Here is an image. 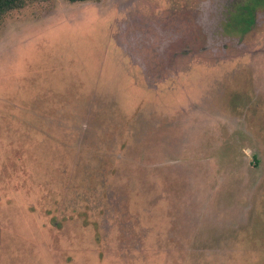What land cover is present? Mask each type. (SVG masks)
Instances as JSON below:
<instances>
[{"label": "rangeland", "instance_id": "1", "mask_svg": "<svg viewBox=\"0 0 264 264\" xmlns=\"http://www.w3.org/2000/svg\"><path fill=\"white\" fill-rule=\"evenodd\" d=\"M196 3L0 22V264H264V18Z\"/></svg>", "mask_w": 264, "mask_h": 264}, {"label": "flooded vegetation", "instance_id": "2", "mask_svg": "<svg viewBox=\"0 0 264 264\" xmlns=\"http://www.w3.org/2000/svg\"><path fill=\"white\" fill-rule=\"evenodd\" d=\"M216 1L218 2L214 7L216 17L212 19V22L220 24L221 36H245L259 22V17L264 18V0ZM208 2L209 0H197L196 3L199 12L203 14V21L207 18ZM201 24L203 25L202 21Z\"/></svg>", "mask_w": 264, "mask_h": 264}, {"label": "trees", "instance_id": "3", "mask_svg": "<svg viewBox=\"0 0 264 264\" xmlns=\"http://www.w3.org/2000/svg\"><path fill=\"white\" fill-rule=\"evenodd\" d=\"M45 2V0H0V22L4 19V17L15 10H19L27 6V4L31 2ZM47 1V0H46ZM70 3L77 2H89V1H97V0H66Z\"/></svg>", "mask_w": 264, "mask_h": 264}]
</instances>
